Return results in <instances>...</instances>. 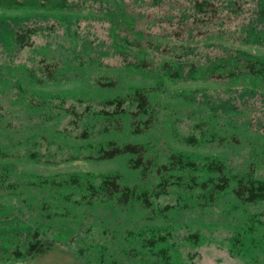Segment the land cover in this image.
Instances as JSON below:
<instances>
[{
  "label": "rangeland",
  "instance_id": "1",
  "mask_svg": "<svg viewBox=\"0 0 264 264\" xmlns=\"http://www.w3.org/2000/svg\"><path fill=\"white\" fill-rule=\"evenodd\" d=\"M201 1L0 0V264H264V0Z\"/></svg>",
  "mask_w": 264,
  "mask_h": 264
},
{
  "label": "trees",
  "instance_id": "2",
  "mask_svg": "<svg viewBox=\"0 0 264 264\" xmlns=\"http://www.w3.org/2000/svg\"><path fill=\"white\" fill-rule=\"evenodd\" d=\"M203 3L208 4L209 2L206 1V0H205V2H204L203 0H202L200 3L198 2V4H200V5H202V6H203ZM198 9H202V8H200V6H199Z\"/></svg>",
  "mask_w": 264,
  "mask_h": 264
}]
</instances>
